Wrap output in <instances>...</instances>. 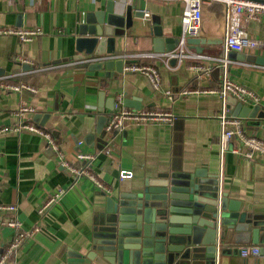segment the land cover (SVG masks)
<instances>
[{
  "label": "crops",
  "instance_id": "crops-1",
  "mask_svg": "<svg viewBox=\"0 0 264 264\" xmlns=\"http://www.w3.org/2000/svg\"><path fill=\"white\" fill-rule=\"evenodd\" d=\"M109 1L0 0V28L43 30L27 42L17 35L0 33V76L14 74L16 80L36 88L35 92L0 89V125L20 123L22 117L16 112L24 102L34 109L24 119L52 132L69 162L78 167L89 163L92 173L106 187L100 188L87 176L75 179L46 139L36 132L0 135V203L18 206L16 215L25 229L38 224L42 228L23 244L17 264H67L71 250L86 253L95 227L107 214L110 196L119 199L132 195L143 188L145 180L175 165L182 166L183 171L198 170L216 176L230 200L238 201L242 210L264 218V154L250 159L232 152L240 145L238 139H232L229 150L221 154L219 94H181L184 89L219 88L221 67L213 65L212 78L203 81L190 68V63L199 59L187 60L181 66L169 61L167 65L162 57L169 52L154 51L155 25L165 36L181 38L185 1L112 0L116 11L122 6L144 11L143 17H134L132 26L117 40V55H132L129 61L156 67L161 90L155 89L143 73L124 68L123 73L113 71L114 77L107 76V70H91L93 63L75 58L78 25L88 12L104 10ZM226 16L224 4L206 6L199 37L210 42L224 39L225 35L216 33V29L225 27ZM243 21L250 36L264 41V21ZM201 47L205 46L193 44L190 50L199 54L196 49ZM218 47L206 55L222 56L223 44ZM144 54L149 56H141ZM238 54V62L229 66L230 77L254 91L264 111V65L256 64L257 57H264V48ZM167 92L173 99L165 95ZM119 93L134 104L139 100L140 109L170 111L176 119L172 123L130 125L123 132L106 133L102 138L99 125L102 123L104 131L114 107L112 99ZM243 120L246 133L264 138V118ZM80 153L93 154V158L81 160ZM124 170L132 176L122 179ZM56 187H65L66 192L40 216L39 208ZM7 217L0 212V256L14 232L4 224ZM259 244H264V239ZM235 246L231 243L223 250L218 246L217 264H264V257H241Z\"/></svg>",
  "mask_w": 264,
  "mask_h": 264
},
{
  "label": "water",
  "instance_id": "water-1",
  "mask_svg": "<svg viewBox=\"0 0 264 264\" xmlns=\"http://www.w3.org/2000/svg\"><path fill=\"white\" fill-rule=\"evenodd\" d=\"M143 14L142 9L134 11L133 6H122L116 11L112 0L104 10L88 12L77 27L75 58L117 55V40L132 26L133 18ZM216 33L225 35L226 26L216 29ZM152 34L157 53L171 52L180 43L179 38L165 36L159 25L153 27ZM222 43L223 39L187 40L189 49L193 44L205 46L196 49L200 54L217 51ZM228 56L239 58L237 52ZM170 61L176 64V58ZM125 64L126 60L118 57L93 63L89 68L105 69L107 76L114 77L113 71L123 73ZM256 64L264 65V57H257ZM112 100L114 106L115 99ZM228 103L231 115L264 118L258 105L243 107L233 98ZM125 105L141 107L139 100L134 104L126 99ZM101 126L102 123L99 131L103 138L106 131ZM218 185L216 176H206L198 170L183 171L182 166L175 165L156 178L145 180L143 188L132 195L119 199L110 196L107 214L94 229L90 249L86 253L71 250L67 264H217L218 246L223 250L231 243L259 244L264 239V218L242 210L238 201L220 193Z\"/></svg>",
  "mask_w": 264,
  "mask_h": 264
},
{
  "label": "built area",
  "instance_id": "built-area-1",
  "mask_svg": "<svg viewBox=\"0 0 264 264\" xmlns=\"http://www.w3.org/2000/svg\"><path fill=\"white\" fill-rule=\"evenodd\" d=\"M132 1V0H130ZM186 3L183 12L182 24L183 32L180 38L178 47L169 52L162 59L167 65L171 58H176V65L181 66L187 60L199 59L190 63V68L193 69L199 79L207 80L212 78L213 65L219 66L222 69L221 86L217 89L191 90L184 89L181 94L189 95L191 93H199L209 91L218 93L221 98V109L218 115L220 120V140L219 145L221 154L229 150L232 139H238L239 146H234L232 152L243 154L246 158H254L256 154H264V138L245 132L244 120L239 116L231 115L229 109V98L235 99L243 107H253L258 105L260 98L251 89L234 81L230 77L229 66L237 63V60L231 59L228 55L231 52H243L246 49L264 48V41L248 34L247 25L244 23V18L248 21L260 22L264 21V2H256L252 0H183ZM215 2L222 3L226 6V34L223 39L222 56L196 54L188 48L187 40L189 38L199 37L201 35L202 21L204 17V9L206 6L213 5ZM0 33L17 35L23 42L31 41L34 37L43 33L41 28L32 29H13L0 28ZM136 56L135 58L139 57ZM141 56H149L144 54ZM123 58L126 60L125 70L127 72H140L149 77L155 89L161 90V75L157 68L152 65H145L140 62H131L132 55H94L85 58L88 63H97L108 61L113 58ZM246 64H250L247 63ZM0 89L10 91H23L27 89L35 92L36 88L29 85L23 80H16V75L0 76ZM167 97L173 99V95L169 92L165 93ZM27 112H34V109L28 107L24 102L21 103L17 110V115L21 116V121L17 125H0V135L9 132H21L28 130L36 132L43 136L48 147L57 155L59 162L66 167L74 175L75 179L87 176L94 180L100 188H106L105 185L92 173L89 168V163L85 166H75L69 162L63 149L60 146L58 138L50 131H47L38 125L27 122L24 115ZM176 119V115L170 111L154 110V109H132L125 105L124 95L119 93L115 96V103L111 111L108 121L105 125L106 133L123 132L130 125H149L152 123H172ZM110 153V149L107 150ZM78 158L85 161H90L93 154L80 153ZM132 174L128 171H122L121 178L131 177ZM219 191L222 193L221 185ZM66 192L65 187H56L39 208L40 216L46 212L60 200ZM18 206L15 204L0 203V212L6 213L8 217L4 220V224L11 227L14 232L7 243L3 253L0 256V264H17V255L23 244L41 231V224L27 230L23 227L21 220L16 213ZM239 254L243 258L249 257H264V244H241L235 246ZM219 256H217L218 259Z\"/></svg>",
  "mask_w": 264,
  "mask_h": 264
}]
</instances>
